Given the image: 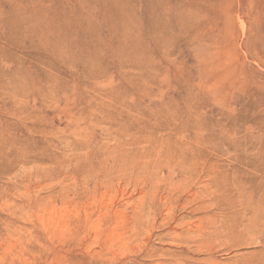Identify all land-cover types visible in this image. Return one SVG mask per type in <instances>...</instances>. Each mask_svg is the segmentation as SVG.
Masks as SVG:
<instances>
[{
	"label": "rangeland",
	"instance_id": "374dc122",
	"mask_svg": "<svg viewBox=\"0 0 264 264\" xmlns=\"http://www.w3.org/2000/svg\"><path fill=\"white\" fill-rule=\"evenodd\" d=\"M0 264H264V0H0Z\"/></svg>",
	"mask_w": 264,
	"mask_h": 264
}]
</instances>
